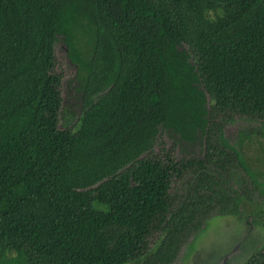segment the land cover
Segmentation results:
<instances>
[{
	"label": "trees",
	"instance_id": "16d2710c",
	"mask_svg": "<svg viewBox=\"0 0 264 264\" xmlns=\"http://www.w3.org/2000/svg\"><path fill=\"white\" fill-rule=\"evenodd\" d=\"M235 118L264 124V0H0V264H173L254 201Z\"/></svg>",
	"mask_w": 264,
	"mask_h": 264
},
{
	"label": "rangeland",
	"instance_id": "374dc122",
	"mask_svg": "<svg viewBox=\"0 0 264 264\" xmlns=\"http://www.w3.org/2000/svg\"><path fill=\"white\" fill-rule=\"evenodd\" d=\"M55 58V72L62 77L60 92L63 105L66 110L69 106L75 110L70 84L75 70L69 65L61 42L56 44ZM63 116L67 117V114ZM224 134L229 143L239 150L260 186L254 193L253 203L246 205L243 217L224 215L209 218L202 229L181 248L173 264H244L253 254L264 250V213L258 215L264 212V124L235 118L225 125ZM160 138L161 147L172 148L173 155L181 157L180 150L171 139L166 135ZM127 264H136V261Z\"/></svg>",
	"mask_w": 264,
	"mask_h": 264
}]
</instances>
